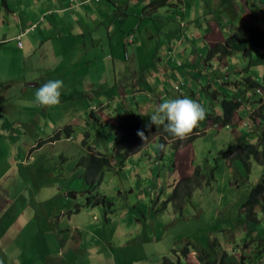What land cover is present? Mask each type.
<instances>
[{"label": "rangeland", "instance_id": "rangeland-1", "mask_svg": "<svg viewBox=\"0 0 264 264\" xmlns=\"http://www.w3.org/2000/svg\"><path fill=\"white\" fill-rule=\"evenodd\" d=\"M6 1L16 16L37 23L31 35H41V29L48 26V23L44 24V17L36 16L34 8H28L33 0ZM6 1L0 0V27L3 28L14 19L6 9ZM123 1L126 4L121 3L119 7L123 11L128 8V11L116 13L117 4L111 7L110 13L106 12L107 23L110 21L115 26L112 43L116 49H122L112 51L107 46L110 36L107 40L104 37L108 31L104 22L103 25L92 24L95 31L98 30L101 42L97 50L88 58H85V54L76 56L74 53L73 56L62 55L58 58L64 62V70L58 71L55 77L63 80L64 89L61 102L56 106L41 107L35 103V93L40 87L36 85L47 82L44 77H48V72L55 66L54 54H51L54 45H46V51L41 46L29 59H26L29 53L23 52L17 41L0 45V83H5V88L0 89V214L10 212V203L18 196L20 200L29 198L30 201H39L32 196L38 194V198H46L48 194H54L53 200L43 198L40 201L46 205L43 209L48 213L56 212L57 207L63 209L65 201L70 199L68 208L75 211L81 209L80 217L88 221L90 231L96 233H91L96 236L95 241L99 240L97 264H189L197 254L202 257L203 264H208L207 261L224 264L222 260L226 255L225 264H264V201L255 210L257 221H247L246 209H243L251 191L264 174V165L252 158L246 166L242 159H232L223 154L239 144L260 145L258 133H251V130L256 132L262 129L258 122L254 124L250 113L254 111L257 118L264 117L263 90L257 93L247 90L249 102L243 101L241 110L234 116V122L239 124L232 122L229 129H216L212 121L206 120V114L201 123L206 133L187 146V140H184L183 150L176 152L177 162H174L178 169L173 168L172 159H159L161 149L158 137H162V134L149 137L146 144L143 141L131 154L134 155L131 157L134 163L138 157L136 154L142 151L141 147L149 146L146 152L150 160L148 165L141 161L139 168H135L125 161L118 167H109L104 171L103 182L97 187V192L114 203L112 213L106 215L103 205L101 208L85 206L88 193L82 191L86 186L83 177L87 171L80 163L84 157L101 150L115 155L113 150L117 133L110 125L116 123L119 110L134 108L138 111L136 108H139L147 125L150 115L161 102L181 98L174 90L178 81L184 82L185 94L189 90L196 93L195 100L207 111L212 108L206 94L209 79L213 88L209 94L212 102L213 91L239 88L241 92L245 85L242 84V77H239L249 79L246 75L248 63L242 55L238 53L230 61L233 64L230 69L220 64L218 56L209 59L208 51L216 44H224L228 38H233L234 31L242 23L250 25L254 20L250 14L252 7L257 9V13L262 12L264 18V0H182L188 4V9L186 12L183 10L180 16L176 15L179 0H169L167 5L155 3L153 11L147 7L153 0ZM18 2L22 5H18ZM106 4H103L104 8ZM95 7L101 5H92V8ZM243 11L247 16L243 15ZM109 15L114 18L110 20ZM55 16L59 18L56 13L50 19ZM64 16L67 26L77 24L75 18L70 19V12L64 13ZM22 26L25 29L23 23ZM5 31L7 35L17 33V28L13 25L12 29L7 27ZM72 33H76L74 29ZM60 34L69 36L63 28L61 33H57L58 36ZM132 35L135 42L126 49ZM196 35L205 38V41L202 43V38ZM176 37L181 39L180 43ZM118 43L122 45L118 47ZM194 43V67L199 69L201 62L205 64V60L209 61V78L202 77V81L192 82L189 76L181 73V68L172 75L162 72L160 77L158 68L161 61L164 65L169 61L170 67L177 66L180 50L184 49L187 53ZM234 45L240 48L237 43ZM126 50L129 61L125 59ZM260 51V61H263L264 50ZM103 53L110 59L106 63L102 61ZM90 61H93L91 66L87 64ZM260 61L255 64L253 74L255 81L264 85V64ZM86 74L89 77L85 78ZM158 77L162 82L161 95L154 93L133 98V94L124 95L118 91L127 88L132 81L141 85L153 79L157 81ZM13 81L17 84L12 85ZM87 84L89 88H86ZM132 89L133 92L139 90L135 85H132ZM241 97L245 99L242 92L238 99ZM204 101L207 103L204 104ZM220 102L215 104L217 110H214L222 118L225 113L224 105L222 108ZM7 110H12L11 114ZM16 121V126L10 125L12 131L17 130L14 132L16 135L3 127ZM69 124H72L70 139L64 131ZM57 132L61 133V139L48 143ZM163 142H166L167 152L173 153L175 148L168 145L172 141ZM40 143L44 144L38 147ZM123 157L118 156L119 160ZM151 167L156 168L154 183L150 178L148 181L145 179ZM196 171L201 173V177L195 182ZM190 177L191 181L185 180ZM71 189L78 192L75 197L68 196ZM139 203L142 208L138 206ZM136 207L141 210L134 212ZM16 223L18 226L22 224ZM83 237H87L86 231ZM95 241L93 243L97 244ZM242 257L245 258L242 260ZM5 259V255L0 256V264H6ZM88 260L84 259L81 264H88ZM91 264H94V260H91Z\"/></svg>", "mask_w": 264, "mask_h": 264}, {"label": "crops", "instance_id": "crops-1", "mask_svg": "<svg viewBox=\"0 0 264 264\" xmlns=\"http://www.w3.org/2000/svg\"><path fill=\"white\" fill-rule=\"evenodd\" d=\"M153 1L147 6L151 8L150 11H153L155 9V7L152 6ZM179 1L181 5L180 8L183 7L186 12V9H188V4L185 1ZM106 2L107 7L104 8L103 4ZM121 3L126 4L123 0H101L99 3L94 0H33L32 3L28 6V8H34L35 10H33V12L36 14V16H40V18L44 17V24L48 23V26H44L41 29V35L38 33L31 35V33H33L32 29L34 26H36L37 23H33V21L29 18L24 21L21 17L16 16V13L11 10V8H9V4H7L6 9L10 14L12 13L14 19L8 22L7 25H5L6 23H4L6 27H0V32L2 33L0 34V45L8 41H17L18 47L27 55L29 53V56L26 58L29 59L32 56V53L35 52L37 49L41 48V46L43 50L46 51V45L53 44L54 48L52 49L51 54H54V56L52 57L55 58V61L53 62L55 66L52 71L48 72V77H44V80L49 81L52 79H59L55 77V74L60 70H64V62L58 58H60L62 55L73 56L74 54L76 56H79L80 54H85V58H88L92 52H95L97 50L96 47H98L99 43L101 42L100 38L98 37V30L95 31V28L92 24L103 25L104 22V26L108 28V31L106 32V35L104 37L107 40V37L110 36V43L107 46L112 51H118L122 49V47L116 49V47L112 43V38L114 36L112 34V31L115 26L113 23L110 24V21L107 23L106 13H110L111 7L117 4L118 10L115 11L116 13L128 11V8L124 11L121 10V7H119V4ZM168 3L169 0L167 1V4ZM18 5L22 4L18 2ZM92 5H101V7L92 8ZM128 6L129 5L127 4V7ZM67 12L71 13L70 19L75 18V22L77 24L70 23L67 26L66 22L64 21V13ZM56 13L59 15V18L55 16L50 19V17L54 16V14ZM180 13H182V11H180ZM144 14H146V12ZM243 15L247 16V13L243 11ZM116 17H118L117 14ZM113 18V15H109L110 20ZM119 18L121 19V17ZM22 23L25 26V29H23L24 27L22 26ZM1 25L2 23L0 22V26ZM13 25L16 26L17 33H10L7 35L5 29L7 27L8 29H12ZM62 28L68 32L69 36H63L61 34L59 36L57 35L58 32L61 33ZM72 29L75 30V34L72 33ZM8 32L9 31H7V33ZM100 36L103 38V35ZM196 36H199V38L201 37L200 35ZM201 38L202 39L200 40H202L203 43L205 41V38ZM23 39H25V43H23ZM177 39L180 43L181 39ZM19 42L21 43V45L19 44ZM134 42L135 41L130 44H134ZM130 44H126V49ZM117 45L119 47L122 44L118 43ZM60 47L64 50H62ZM195 47L196 43L191 44V49H189L187 53L183 51L184 49L180 50V52L178 53L179 64H177L176 62L175 64H177V66L175 67H170L169 61L166 62V65H164L163 61H161V64L164 66L160 64L158 68L160 72V77L162 72L168 75H172L174 73V70L176 72L177 69L181 68V73H184L189 76L192 82H198L199 80L202 81V77L209 78L207 72L210 71V67L208 65H205L201 62V64L198 65L199 69H195L194 67L193 58L195 53ZM197 54L200 56L198 52ZM129 58L130 57L128 51L126 50V61H129ZM201 58L203 60V57ZM108 59L109 58H107L103 53L102 61L106 63L110 60ZM83 63H85V60ZM92 63L93 61L87 62L89 66H91ZM112 67L114 69V65H112ZM203 71H205V73H203ZM87 77H89V74L85 75V78ZM31 79L33 81L35 80V78L33 77H31ZM39 80L40 79H38V82ZM14 82L15 81L11 82L12 85L17 84ZM161 83L162 82L159 77L157 78V81L153 79L151 82H142L141 85L136 84L135 81H132V83H128L127 88H123V90L118 91L122 92L124 95L133 94V98L144 97L145 95H150L154 93L156 95H161ZM0 85V89L5 88V83H0ZM40 85L38 83V85L36 86ZM132 85H135V88H139V90L133 92ZM211 86L212 81L211 79H209V83L206 87L207 102H211L212 106H214L215 109V104L219 103L220 99H224L226 93L229 90L221 92L213 91L212 95L214 96L215 100L214 102H212L209 98V94L213 90ZM11 88H13V86ZM86 88H89V84H87ZM139 92L141 93L140 95H138ZM188 92V95H190L189 98H196V93L190 90ZM230 93L233 94L232 92ZM236 95L238 97L239 93H237ZM1 97L2 96L0 95V98ZM204 103L206 104L205 101ZM11 111L12 110H7V112L10 114ZM242 114L244 115L245 112L243 111ZM16 124H18L17 121L13 123H6L3 125V127L6 130L12 132L14 135H16V133L14 132H17V130H11V126H16ZM110 127L112 130L115 131L113 125H110ZM188 144L189 143L187 142V144L184 145L187 146ZM184 145H181L180 150H183L182 147H184ZM141 148V152L143 153L139 152L136 154V156L138 157H136L137 159L134 163L131 162V157L134 155H130L125 163L130 164V166L133 165L135 168H139L138 163L141 161L142 163L148 165V161L150 162V160L147 158L146 152L149 151L147 150L149 146H143ZM164 153H168L167 150H165ZM165 154L161 158L162 161L165 160L164 158L166 157L170 158L169 161H171V159L172 161H176V158L173 153L169 152L167 156ZM141 156H143L144 158H142ZM151 158L152 157H150V159ZM143 159L145 160L143 161ZM152 173L153 172L151 171L148 172V175L145 176V179L146 181H148L150 178L151 181L153 180L152 183H154V179L156 178L153 177L154 174L152 175ZM34 197L37 198V200L39 201H30L29 198L25 200H20V196H18L10 203L11 211L8 213L7 211H5L3 214H0V256H6L4 262L6 264H81L82 262H84V259L88 258V264H91V260H94V264H97L98 258H96V256H98L97 254L99 253V240L95 241L94 238L96 237V233L91 232L90 226L87 224L88 221L85 222V220L83 221L82 217H80L82 215L81 209L77 212L75 210L69 209V199L68 201H65L63 209L57 207L55 208L57 210L56 212L48 213L45 212L43 209L46 205L40 202L41 199L45 198V196L42 198H38V194H35L34 196H32V198ZM53 198L54 194H48L45 199L53 200ZM138 206L142 208V205L140 203ZM139 207H136L134 212H136V210H141V208ZM7 218H10V221H7ZM94 218H96V216ZM3 221L6 223L5 225H3ZM16 222H22V224L18 226ZM85 231L87 232L86 238L83 237V233ZM91 233H94L95 235H92ZM94 241L97 242V244L93 243ZM106 250L107 247L105 248V251Z\"/></svg>", "mask_w": 264, "mask_h": 264}, {"label": "trees", "instance_id": "trees-1", "mask_svg": "<svg viewBox=\"0 0 264 264\" xmlns=\"http://www.w3.org/2000/svg\"><path fill=\"white\" fill-rule=\"evenodd\" d=\"M6 1V0H5ZM159 3V1H155L153 4ZM7 5V1L5 3V6ZM252 15L254 18V23L250 25H244L242 24L238 29L235 31V34L233 35V38L227 40V42L224 45H217L212 51V54H218L220 52L231 55L235 53V50L233 48V45L238 43L239 41L247 43V49L246 52H250V49L253 47L261 48L264 50V18L262 17V13H257V9L252 7ZM249 46L251 47L249 49ZM242 84H244V89L246 90H253L255 88H261L264 91V85H261L260 83L253 81L251 79H245ZM238 89V88H237ZM243 93V90H241ZM241 92L239 94H241ZM224 117L219 116H213L212 114L208 115V118L206 120H211L214 125H222V126H228L232 123V117L236 109L238 108V105H240L239 102H237L234 99H231L229 101H224ZM261 110V109H260ZM262 112V111H261ZM93 113V111H92ZM258 116L256 113L252 114L251 118L252 120L256 121ZM261 123L260 127L262 129V135L260 136V145H246L239 144L235 147H230L226 152H223L226 156L231 157L232 159H242L247 166L252 158H254L258 163L264 165V117L259 116ZM205 119V118H204ZM203 119V120H204ZM202 120V121H203ZM150 121V119H149ZM201 122H199L198 126L193 129L192 133L188 135L189 140L193 142L196 140V138L199 137L198 133H202L204 128L201 125ZM72 128V124H69L64 128V131L66 132V136L68 139H70L69 131ZM115 129L117 131L116 136V145L114 148L115 155H110L108 153L103 152V150L98 151L96 154H89L88 156L84 157L80 165H82L84 168H86V176L83 177L84 183H85V189H83V193H88V202L87 205H85L87 208H95L97 206L103 205L105 209V214H111L112 208L114 206V203L106 196L99 194L97 192V187L101 186V183L104 178V171L106 168L109 167H116L120 164L122 165L125 160L131 155V153L135 150L137 145L143 141L138 135L137 132L139 130H143L145 135L150 137L151 135H155L157 133V128L155 125H152L151 131L148 130L144 123V119L141 113L136 112L133 109H122L119 111L117 118H116V124ZM60 132H62L60 130ZM57 132L55 137L50 138L49 142H55L57 140L61 139V133ZM159 133H161L162 137H158L160 143L163 142V140H171V141H177L175 144V149L173 151V155L175 156L176 152L180 150V143L182 140H172L167 136V134L163 131V128L161 127ZM251 133H254L251 131ZM44 143H40L38 145L41 146ZM37 149V148H36ZM123 155L124 157L119 160L118 156ZM159 159H161L163 155V151L160 150L158 152ZM156 159V158H155ZM174 162V161H173ZM158 165V161H157ZM177 165L174 162L173 168H176ZM155 167H151L152 175L155 177ZM201 177V173L199 171H196L195 173V182L197 181V178ZM156 178V177H155ZM159 178V177H157ZM192 177L187 178L185 180L191 181ZM156 184V183H155ZM78 192L75 190H70L68 195L70 197H75ZM262 201H264V174L257 184L256 187L251 191L249 199L245 202L243 209H246V215H247V221H257L258 218H256V209L260 207L262 204ZM92 203V204H91ZM264 207V206H263ZM80 211V210H78ZM255 215V216H254ZM204 254V252H203ZM208 256V255H207ZM228 256L226 255V258ZM224 261L225 264V259ZM245 258V257H244ZM242 257V260L244 259ZM205 259V258H204ZM202 257L197 254L194 256L191 261H189V264H203L201 263ZM207 261V257H206ZM200 262V263H199ZM208 264H214L215 262H208ZM171 264V263H168Z\"/></svg>", "mask_w": 264, "mask_h": 264}, {"label": "clouds", "instance_id": "clouds-1", "mask_svg": "<svg viewBox=\"0 0 264 264\" xmlns=\"http://www.w3.org/2000/svg\"><path fill=\"white\" fill-rule=\"evenodd\" d=\"M86 1H91V0H86ZM94 1H97L99 3L101 0H94ZM155 1H159V4L160 5H162L164 3H165V5L167 4V0H154L153 3ZM153 5L154 4H152V6ZM180 6L181 5H180V1H179V2H177L178 9H177V12H176V15L178 14V16H180V11H183V10L185 11V9L183 7L180 8ZM261 13H259V14H261ZM250 14H251V17L253 18L252 10H250ZM252 23H254V20H253ZM240 26L241 25H239V27ZM227 40H229V38ZM133 41H134V36L132 35L129 38L128 44L133 43ZM19 44L21 45L20 42H19ZM224 44L223 43H218L213 48H211L208 51L209 52V57L208 58L211 59V58H214V57H217L218 56V58L220 59V64L223 65L225 68H230L231 69L232 66H233V64L231 65L230 64V61L233 60L235 58V56L239 53L240 55H242L243 60L246 61V64L248 63V65L246 66L247 67V71H246L247 73H246V75L248 76L249 79L255 81V79H254L255 78V75L253 74V68H254V66H256L255 64H257V62L261 60V58L259 57V55H260V52H261L260 50H263V49L256 48V47L251 48L249 46V49L251 48L250 49V52H248V51L246 52V50H248L247 49L248 48L247 47V43L239 41L237 43V45L240 46L239 49L235 48L236 45H233V48L235 50V53H233L231 55H227V54H224V53L220 52L218 54H212L211 55V51L217 45H224ZM242 45H244V46H242ZM255 52L257 53V55H254ZM227 60H228V62H227ZM205 61H206L205 62V65H208L210 67L211 66L210 65V62L207 61V60H205ZM248 61H250V62H248ZM260 62L262 64H264V60L263 61H260ZM258 65H260V64H258ZM174 72H175V70H174ZM227 77L229 78V76H227ZM241 77H242V80L243 81L246 79L245 76H240L239 79H241ZM225 80H227V79H225ZM256 82H258V80H256ZM222 83L223 84H226L228 82H222ZM0 87H1V85H0ZM184 88H185L184 82L183 81H178L175 84L174 90L181 95V98L165 99L163 102H161L158 105V107L156 108V110L150 115V122L146 125V127L148 128L149 131H151L152 125H155L156 128H157V130H158L157 131V134L159 133V131H160L161 127H162L163 128V131L172 140H182L181 143H180V147H181V145H183L182 143H184L186 140H187L186 142H188V143L190 142L188 135L191 134L192 131H193V129L198 126L199 122H201L205 118L206 114L207 115L212 114L213 116H219L220 117V114H217L215 112L214 106H212V108L210 107L211 110L209 109V111H207L205 109V107L201 103H199L198 101L195 100L194 97H192L193 99H190L189 98L190 95H188L189 92H188V94H185L184 93ZM63 89H64V82H63L62 79H52V80H49V81L41 84L40 87L37 89V91L35 93V103H37L41 107H52V106H56V105L60 104ZM242 90H243V93L242 94L245 96V99L244 100H243L242 97H241L242 99H238V97L241 96V94H239L238 97L236 95L237 93L240 92V89L239 88L238 89L229 90L226 93L225 98L221 102L222 108H223L224 101H229V100H231V98L234 99V100H236L237 102H239L240 105L243 103V101L244 102H249V97H248L250 95L249 94V91L248 92H247V90L245 91L244 87L242 88ZM253 90H255L256 93H257V92H260L262 89L261 88H255ZM230 92H232L233 94H231ZM214 100H215V98H214ZM240 105H238V108L236 109V111L233 114L232 122H234V116H235V114H237L236 112H238V111L241 110ZM136 109L138 110V111L135 110L136 112L141 111L139 108H136ZM260 109L261 108H259V110ZM133 110H134V108H133ZM93 113H94V110H93ZM139 113H141V112H139ZM223 113H224V108H223ZM242 113H243V111H242ZM254 113H255L254 111L252 113H250V117ZM209 121H211V120L209 119ZM256 122L259 123L258 125L260 127V123H261L260 118H257V120L254 121V124ZM234 123L236 125L239 124L237 121H235ZM115 124L113 125L114 129H115ZM231 124H229L228 126H226V125L225 126H222V125H214V124L213 125L215 126L216 129H218V128H226V129H229V126ZM251 131H253L254 133H258L259 142H260V136L262 135V130L260 131V129H259L256 132L254 130H251ZM116 133H117V131H116ZM205 133H206V131L204 132V130H203V132L200 133V135L199 134L198 135H199V137H201ZM157 134H155V135H157ZM137 135L143 141H145V144L149 141V137L145 135V133H144L143 130H139L137 132ZM155 135H153V136H155ZM143 141H141L137 145L138 148L143 143ZM176 142L177 141H172V143H170L168 145H172L173 147H175ZM137 147L135 149H137ZM159 147H160L161 151L164 152L166 150V147H167L166 142H161L160 145H159ZM133 153L134 152H132L131 154H133ZM164 154L165 153H163V155ZM116 167H118V166H116ZM78 210H80V209H78ZM78 210H76V212Z\"/></svg>", "mask_w": 264, "mask_h": 264}]
</instances>
